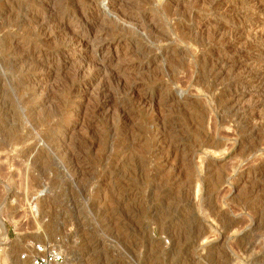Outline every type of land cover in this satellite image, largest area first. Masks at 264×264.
Wrapping results in <instances>:
<instances>
[{"label": "rangeland", "instance_id": "374dc122", "mask_svg": "<svg viewBox=\"0 0 264 264\" xmlns=\"http://www.w3.org/2000/svg\"><path fill=\"white\" fill-rule=\"evenodd\" d=\"M0 242L264 264V0H0Z\"/></svg>", "mask_w": 264, "mask_h": 264}, {"label": "built area", "instance_id": "2783aa9c", "mask_svg": "<svg viewBox=\"0 0 264 264\" xmlns=\"http://www.w3.org/2000/svg\"><path fill=\"white\" fill-rule=\"evenodd\" d=\"M65 254L54 245L47 243L33 244L30 251L21 255V259L29 264H64ZM0 264H3L0 261Z\"/></svg>", "mask_w": 264, "mask_h": 264}, {"label": "bare ground", "instance_id": "6f19581e", "mask_svg": "<svg viewBox=\"0 0 264 264\" xmlns=\"http://www.w3.org/2000/svg\"><path fill=\"white\" fill-rule=\"evenodd\" d=\"M81 43H83V42H81ZM80 44V43H79ZM84 44V43H83ZM85 45V44H84ZM82 46V45H81ZM177 205V209H178V211L177 212H179V205L178 204H176ZM176 210V209H175ZM155 212H156V210H154ZM176 212V213H177ZM156 213H158V212H156ZM153 215V214H152ZM156 215V214H155ZM163 221V220H162ZM231 228V227H230ZM233 228V227H232ZM179 231V227H178V229H177V232ZM230 231V230H229ZM178 237H179V235H178ZM197 237V236H196ZM176 238H177V236H176ZM202 239V237H197V238H195L194 239V242L192 243L193 245H195L198 241H200ZM179 240V239H178ZM177 243V242H176ZM178 243H179V241H178ZM0 245L1 246H3L4 244L3 243H1L0 242ZM4 247V246H3ZM6 250V248H1L0 249V251H5ZM8 256V255H7ZM4 264V263H3Z\"/></svg>", "mask_w": 264, "mask_h": 264}]
</instances>
